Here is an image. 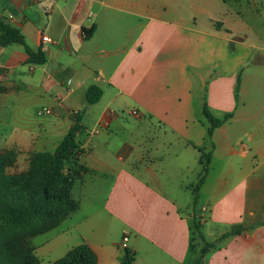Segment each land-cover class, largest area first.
Returning a JSON list of instances; mask_svg holds the SVG:
<instances>
[{
  "label": "crops",
  "instance_id": "0c3cea01",
  "mask_svg": "<svg viewBox=\"0 0 264 264\" xmlns=\"http://www.w3.org/2000/svg\"><path fill=\"white\" fill-rule=\"evenodd\" d=\"M168 2L0 1V20L47 55L32 65L22 46L0 45V151L29 162L54 152L77 118L83 126L84 171L72 188L79 209L32 242L41 264L83 244L97 264H120L126 249L134 264H193L204 242L216 246L203 264H264V65L250 71L253 55L238 57L249 47L234 38L241 12L209 13L214 27L202 29L199 10L169 13ZM91 86L103 91L94 105ZM205 98L215 117L233 114L210 141ZM134 110L138 123L125 125L118 111ZM202 150L211 163L196 202ZM195 223L204 242L192 249Z\"/></svg>",
  "mask_w": 264,
  "mask_h": 264
},
{
  "label": "trees",
  "instance_id": "16d2710c",
  "mask_svg": "<svg viewBox=\"0 0 264 264\" xmlns=\"http://www.w3.org/2000/svg\"><path fill=\"white\" fill-rule=\"evenodd\" d=\"M2 1V0H0ZM95 31H85L87 38ZM0 45H19L28 55V63L44 65L47 55L42 50H33L24 35L16 28L0 20ZM239 84L236 90V100H239ZM5 88L0 85V94ZM103 96V91L97 86L87 90L89 105L97 104ZM202 115L208 124L207 140L210 141L214 131L228 122L233 114H227L222 119L214 116L207 99H204ZM83 130L81 118L69 130L65 138L54 152H39L31 155L29 167L21 173H10L15 167L19 152L15 150L0 151V232H5L0 239V264H41L35 254L31 240L57 228L64 220L79 209V203L72 197L74 182L84 169L80 166L81 149L77 134ZM204 150H202L203 152ZM211 163V153H202L200 165L202 177L195 189V201L204 175ZM234 231L231 234H236ZM204 242L201 228L194 224L191 229V248L198 246V241ZM216 246L215 243L204 242L202 255L193 264H203L205 254ZM135 253L125 250L120 264H134ZM53 264H97V257L88 245L73 248L66 256Z\"/></svg>",
  "mask_w": 264,
  "mask_h": 264
},
{
  "label": "rangeland",
  "instance_id": "374dc122",
  "mask_svg": "<svg viewBox=\"0 0 264 264\" xmlns=\"http://www.w3.org/2000/svg\"><path fill=\"white\" fill-rule=\"evenodd\" d=\"M153 2H157V0H153ZM181 3L175 4L173 0H169V13H173L175 10L183 11L187 14V16L191 15L193 10H199L198 16V25L202 29H209L214 27V23L210 22L208 19V14H212L216 18H221L222 16H226L228 12L236 13L241 12V14L235 18L231 22H237L238 29L236 31V35L234 38H243L244 45L249 46L246 48V54L237 53L239 56H252V63L248 65L250 71L258 69V67H263L264 65V0H181ZM155 6H158L157 4ZM172 15V14H171ZM220 20V19H219ZM238 57L233 55L232 58H229L228 61L231 62L232 68L235 66ZM263 64V65H262ZM229 65V64H228ZM247 68H245L246 70ZM247 71V70H246ZM264 71V69H263ZM264 102V97L261 98ZM118 115L121 119H124V123L127 126H133L138 123V121L133 117V115L129 114L128 111L124 113L118 111ZM201 118L202 109L200 110ZM121 124L123 121L121 120ZM117 125V123H115ZM90 126H93L92 124ZM112 130L122 139L126 137V133H119L116 127H113ZM52 150V149H51ZM30 160V158H29ZM29 162L26 157L22 158L19 162V158L15 167L9 169L10 173H21L28 169ZM5 236V232H0V239H3ZM44 236L37 237L36 239H32L31 242L37 245V243L45 240ZM122 243V241H121ZM120 253H123V249L120 250Z\"/></svg>",
  "mask_w": 264,
  "mask_h": 264
},
{
  "label": "built area",
  "instance_id": "2783aa9c",
  "mask_svg": "<svg viewBox=\"0 0 264 264\" xmlns=\"http://www.w3.org/2000/svg\"><path fill=\"white\" fill-rule=\"evenodd\" d=\"M46 1L47 0H37L38 3H44ZM83 36H84V38H87V34L85 32L83 33ZM43 41L44 42H48L49 41V38L48 37H43ZM39 114L40 115H43V114L49 115V114H51V110L50 109H47V108H44V109H42L39 112ZM132 115L135 116V117H139V112L136 111V110H134V111H132ZM127 243H128V237H124L123 244H122L123 249H126L127 248Z\"/></svg>",
  "mask_w": 264,
  "mask_h": 264
}]
</instances>
